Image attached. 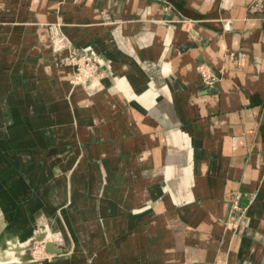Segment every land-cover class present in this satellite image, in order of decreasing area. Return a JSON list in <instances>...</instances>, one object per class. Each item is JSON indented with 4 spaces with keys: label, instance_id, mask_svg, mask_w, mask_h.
<instances>
[{
    "label": "crops",
    "instance_id": "0c3cea01",
    "mask_svg": "<svg viewBox=\"0 0 264 264\" xmlns=\"http://www.w3.org/2000/svg\"><path fill=\"white\" fill-rule=\"evenodd\" d=\"M248 2L0 0V113H8L0 114L7 131L1 134L5 146L0 142V163H9L17 149L29 150L35 158L31 160L38 161L44 151L29 149L31 145L42 148L53 136L70 137L75 128L80 141L90 143L89 147L75 143L79 150L103 164L112 153L140 158L152 154L153 148L157 160L151 163L161 164L165 171L168 167L171 176L163 178V188L157 184L152 188L161 209L148 207L146 212L157 213L151 221L160 222L161 216L175 211L185 220L206 214L213 221L221 214L222 199L241 184L243 189L258 190L250 217L253 235L264 238V8L260 4L264 0ZM178 15L193 24L180 27L175 23ZM52 28H57V38L64 39L67 48L54 51ZM69 47L99 57L104 75H109L99 100L80 96L75 91L82 89L70 85V69L59 64ZM165 62L169 63L163 69ZM202 63L218 74L212 90L201 89L198 66ZM158 79L159 85L153 86ZM165 82L175 83L170 90L173 100L161 95ZM108 91L116 93L110 104L104 103ZM196 92L206 101L194 100ZM132 95L138 101L126 100ZM130 109L132 115L127 113ZM157 111L163 112V118ZM43 125L48 128L42 135ZM127 140L135 146L117 147ZM75 144L59 158L72 159ZM48 159L26 181L35 176L32 183H39ZM53 163L61 171L59 160ZM28 166L29 162L20 167L0 164V174L23 177ZM199 176L204 177L202 183ZM15 180L16 176L11 182ZM6 186L11 191L14 185ZM162 189L165 202L158 201ZM193 197L207 200L198 203L200 207L191 203L169 210ZM256 243L246 248L233 240L222 263L238 264L239 256L251 254ZM260 245L257 264H264ZM205 252L199 246L202 261ZM220 254L216 264H221Z\"/></svg>",
    "mask_w": 264,
    "mask_h": 264
},
{
    "label": "rangeland",
    "instance_id": "374dc122",
    "mask_svg": "<svg viewBox=\"0 0 264 264\" xmlns=\"http://www.w3.org/2000/svg\"><path fill=\"white\" fill-rule=\"evenodd\" d=\"M193 22V20L186 19L181 15H178L175 19V23L179 24L180 27L184 24V28L190 27ZM56 29L54 30L52 28L50 32V43L55 44L53 46L54 51L58 52L67 48V44H65L64 39L57 38ZM54 41L57 42V45ZM61 55L59 64L70 67L72 70V78L79 76V81L89 83L91 80L103 75V79L105 80L94 86L104 87L102 92L106 90V80L109 79V77L104 75L105 72L102 71L104 67L101 66L98 60L99 57L96 54H91V51H88L87 49H73L69 47V50ZM166 63L169 62L163 63L162 68ZM153 66H155V63ZM157 67L159 68V66ZM200 67L202 68L200 69ZM198 71L202 83L201 89L212 90L214 83L218 81V78L215 77L218 74L205 63L198 66ZM151 73L152 75H156L157 68ZM72 78L69 79L71 86H73ZM159 83L160 82H158L157 85H159ZM172 85H175V83L172 84L170 82H165L164 87L161 90V95L166 99L170 98L164 94V90L167 88L172 90ZM74 87L82 89V92L75 91L80 96L86 95L92 100H95L88 93L91 88L88 90L79 84H75ZM115 95L116 93L112 94V92L108 91L105 99L109 102L106 104L113 103L112 99ZM156 95L158 96V94ZM194 95L199 96L197 92L193 94V96ZM132 98L138 101L136 97ZM127 101H129V99ZM127 113L128 115H132L133 110H127ZM0 114L7 115L8 113L2 112ZM47 128V125L40 126L39 132L45 134ZM3 131H6V127L3 123H0V142L1 146L4 148L5 143L1 136V132ZM52 138L53 140H47L42 148L38 146L36 147V145H31L29 147V149H39L44 152L42 153L43 156L40 160H31L35 159L33 157L28 161L29 169L27 170L26 175H23L22 177L19 174H10V176L7 174H0V258L3 259V262L0 261V264H156L158 259L162 258L164 260L163 253L156 254L152 252L148 254L144 249L147 247V244L154 245L165 237L164 229L167 224L166 217L168 215L166 217L161 216L160 222L157 221V223H155L151 220L155 219L157 213L153 211L146 212V210L151 206V210L160 211L161 207L156 205L157 202L155 203L156 194L152 191V188L156 186V184L159 188H163L166 185L163 178L166 176L167 169L165 171V168H163V166L161 167V174L163 176L157 181L154 179L155 174L151 175L152 178L150 179V182L147 183V190L150 194L149 200L135 203L136 200L131 199L132 202L131 205H129L127 194L130 186V189H132L135 194H140L142 190L140 191L139 188L143 186L141 180L144 171H140L138 167L133 166L131 162L133 156L129 157L130 155L128 154H120V157H118L117 154L112 153L106 157L105 164L101 161H95V159L90 158L87 152L79 150V147L75 144L84 143L88 147L90 146L88 141H80L79 130L77 128H75L74 133L70 137L53 136ZM73 144H75L73 147H76V149H72L74 151L72 159L59 158L62 157L67 152L68 147ZM124 146L132 148L135 144L127 140L126 142H119L117 145L118 148ZM252 146H256L254 142L252 143ZM81 147L82 145H80V148ZM149 150H152V154H142L141 158L138 157L139 161L142 162L149 160L151 162H156L157 157L155 156V150H153V148ZM156 150L159 149L156 148ZM17 151H20V149H17ZM80 154L84 155L89 170L86 174L87 185L84 187L80 186L81 189H79L80 194L81 192L88 193L84 202L82 201L78 204V206L85 210L88 215V218H84L85 220L83 219L82 221L86 226L84 227V231L75 230L70 221V211L67 208L68 202L65 201V203L61 204L59 208L69 234V239L66 243L61 245L58 235H55L50 229V222L36 224V226L32 228V233L27 234V237L25 236L22 239L23 244L22 242L21 244L18 242L16 244V241L10 242L6 233L8 235H13L16 232L23 233L28 231L31 225V222L27 220L29 211L46 204V189L43 188V185H47L48 183L46 180L49 177L66 176L67 178H70L71 172ZM46 159H48L45 167L46 174L40 178L39 183H32L35 180V176L32 177L30 183L29 181H26L27 176L34 172L36 167L42 166ZM162 159V161H165L166 158ZM54 160H59L62 166L61 171L58 163H53ZM120 160L122 163H120ZM68 161H71V166L67 164ZM12 165L14 164L9 162L6 166L10 167ZM178 171L180 170L178 169ZM178 171L177 173H179ZM15 176V182H11ZM116 176H118L119 182L114 184L113 187L106 192L101 193L98 190H95L92 186L93 184H103L106 178H113ZM198 182L202 183L200 180H198ZM6 185L14 186L10 191L6 188ZM162 192L163 191L159 192L160 195L158 196V201L165 202L164 194H162ZM230 192L231 196L228 199H222L223 206L221 214H219V216L213 221H211L212 218L206 214H198L195 219L190 220L182 219L180 216L177 217L174 232L178 234V240L174 243L172 252L183 254L189 247H194L196 249L194 254L195 257L191 262H189L187 257L184 256V259L179 264H216L221 255L220 253H222L223 258L220 262L223 264L222 262H224V259L229 256L233 240L239 244L245 243L244 245L246 248L249 247L251 242H257L252 248L253 251L251 254L246 257L245 255L239 256L240 261L238 264L258 263L262 249L260 244H263L264 246V238L253 235L255 232V226L252 224L250 217L251 203L256 197L258 190L254 189L249 191L248 189L241 188V184H239L235 190ZM3 193H6L11 197L12 201L9 204L2 200L1 197ZM116 197H120L121 199H117ZM88 199H90V201H88ZM95 199L97 202L93 201ZM203 200L205 201L207 199L193 197L190 201L181 200L180 203H174L170 206L169 210L173 211L179 208H184L191 203H194L196 207H200L201 205L198 203L203 202ZM122 208L125 209V212L123 213L121 212ZM52 215H54L53 211ZM104 220H107L110 224L107 228L103 226ZM217 223L220 225L219 228H217L219 229V232L215 231L216 233H214L213 229ZM188 229L194 233V237L182 234V231H188ZM38 236L41 237L39 238ZM202 236H204V239L206 240L205 243H201ZM224 242L226 243L225 246H223ZM239 244H237L238 248L241 246ZM199 246H203V249L207 251L203 254L205 258L203 261L202 255L199 253ZM241 248L243 247L241 246ZM209 250L213 251V255L209 253ZM18 256L21 257L20 262L16 259Z\"/></svg>",
    "mask_w": 264,
    "mask_h": 264
},
{
    "label": "bare ground",
    "instance_id": "6f19581e",
    "mask_svg": "<svg viewBox=\"0 0 264 264\" xmlns=\"http://www.w3.org/2000/svg\"><path fill=\"white\" fill-rule=\"evenodd\" d=\"M250 1L251 0H249V2ZM101 66L104 67L102 64H101ZM202 67H200V69ZM204 67H206V66H204ZM67 68L70 69V67H68V66H67ZM104 70L105 69H102V71H104ZM71 71L72 70L70 69V72ZM105 75L107 77L109 76L108 73H106ZM104 80L105 79H103V75L101 77H99V78L91 80L89 83H86V82H83V81H79L76 77L72 78L73 85L79 84V85L87 88L88 90L91 88L88 93L95 100H99L100 99V97H101V95L103 93L102 91H103L104 87H102V86L95 87L94 85L98 84L99 82L102 83ZM159 81H160L159 79L156 80L155 82L152 83V85L153 86L157 85V83ZM106 83H108V82H106ZM92 86H94V87H92ZM117 89H119V88H117ZM164 94L166 96H168L170 99L173 100V96L174 95L173 94L171 95V92H170V90L168 88L164 90ZM132 97H136L137 100H138V96H135V95H132L131 97L126 98V100H128V99H130ZM113 98L116 99L115 96ZM193 98H194V100L206 101L205 97H200L198 95H194ZM106 100L107 99H105L104 103L105 102H109V101H106ZM157 112L159 113L158 117L159 118H163V116H164L163 112H161V111H157ZM0 123H2L1 120H0ZM6 132L7 131H3V132H1V134L3 136H5ZM81 154L79 155V157H78V159L76 161V164L74 165V168H73V170L71 172L70 178H67L66 176H61V177H53V178L49 177L46 180L48 182L47 185L46 184L43 185V188L46 189L45 190V192H46L45 197H46V201H47L46 204L43 205L42 207H37V208L29 211L27 220H29L31 222V225H30V229L28 231L23 232V233H20V232H16L15 234L12 233L13 235H11V234L8 235L6 233V236L8 237L10 242L16 241V244H17V242L20 243V244L22 242V244H23L22 239L27 234L32 233V231H33L32 228H34L36 226V224L38 225V223H49L50 222V224H51L50 229H51V231L54 232L55 235H58L61 245L66 243L68 241V239H69L68 238L69 234H68L66 225L64 223L63 217H62V215L60 213L61 210L59 208V206L61 204L65 203V201L68 202L67 208L70 211V215H69L70 216V221L73 224L75 230L84 231V227H86V226L83 224L82 221H83L84 218L87 219L88 215H87L85 210L81 209L78 206V204L80 202H82V201L84 202V200L87 198L86 196H88V193L87 192L86 193L81 192V194H80L79 193V189H81L80 186L84 187V186L87 185L86 174L89 172V170H88L87 164L85 162V157H84V155H81ZM31 158H33V156H32V153L29 150H20V151L15 150L14 152H12L10 154L9 162L11 164L16 165V166H21V165H25ZM131 160H132L131 162H132L133 166L134 167H138L140 169V171H144V173H142L143 177H142V180H141L142 183H143V186L139 188L140 191L142 190L140 192V194H135V192L132 189H130L131 186L129 188V191H128V194H127L128 198H129L128 199L129 200L128 201L129 205H131V202H132L131 199L136 200L135 203H141L143 201L149 200L150 199V194L148 193V190H147V186H148L147 183L150 182V179L152 178L151 175L155 174L154 175L155 176L154 179H156L155 181L159 180L163 176L161 174V172H162L161 171L162 170L161 169V167H162L161 164L157 163L155 165V164H152L151 161H149V160H147V161L145 160V161L141 162V161H139V158L137 156H135V155L132 157ZM170 163L172 164L173 162H170ZM2 164L3 165H5V164L7 165L9 163H6V162L3 161ZM173 166H175V165H173ZM167 171L168 172H167V174H166V176L164 178L166 180H168L167 177L171 176V173L169 172V168L168 167H167ZM118 179H119L118 176L113 177V178H109L108 177V178L105 179V182L103 184H93L92 186H93V188L95 190H98L99 192L103 193V192H106V191L110 190L113 187L114 184L118 183L119 182ZM198 180H200V182H203L204 181V177L203 176H199ZM151 181H153V180H151ZM162 191H165V189H162ZM91 197H93V196H91ZM1 198H2L3 201L7 202L8 204L12 201L11 197L9 195H7L6 193H3ZM116 198L117 199H121L120 197H116ZM88 201H90V199H88ZM93 201L97 202L96 199L93 200ZM86 205H87V203H86ZM52 211L54 212V215H52ZM121 212L122 213L125 212V209L122 208ZM177 214H178L177 212H171V213L168 214V216L166 218L167 224H166V227L164 229L165 237L160 242H157L154 245L147 244V247L144 249L145 251L148 252V254L152 253V252H154L156 254H159V253L160 254H162V253L164 254V260L162 258H160V259L157 260L156 264H179L184 259L183 258L184 256H186L187 259L189 260V262H191L194 259V257H195L194 254H195V250L196 249L194 247H189L183 254H180L178 252H172V247H173L174 243L178 240L177 239L178 238V234H176L174 232V227L176 226V220H177V217H178ZM21 225H23V224H21ZM109 225L110 224H109V222H107V220L103 221V226L105 228H107ZM182 234H185V235H188V236L191 235V237H194V233H192L190 231V229H188V231L187 230L182 231ZM38 237L40 238L41 236H38ZM205 242H206V240L204 239V236H202L201 243H205ZM16 259L19 262L21 261L20 260L21 259L20 256L16 257ZM0 261L3 262V259H1Z\"/></svg>",
    "mask_w": 264,
    "mask_h": 264
},
{
    "label": "built area",
    "instance_id": "2783aa9c",
    "mask_svg": "<svg viewBox=\"0 0 264 264\" xmlns=\"http://www.w3.org/2000/svg\"><path fill=\"white\" fill-rule=\"evenodd\" d=\"M255 1H256V0H251V3H252V2H255ZM258 1L260 2V0H258ZM260 4H261V7L264 8V4H263L262 2H260ZM76 78H77L78 80L80 79L79 76H77Z\"/></svg>",
    "mask_w": 264,
    "mask_h": 264
}]
</instances>
